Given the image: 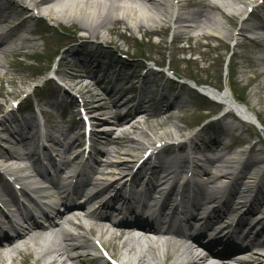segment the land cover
Instances as JSON below:
<instances>
[{"label":"bare ground","instance_id":"6f19581e","mask_svg":"<svg viewBox=\"0 0 264 264\" xmlns=\"http://www.w3.org/2000/svg\"><path fill=\"white\" fill-rule=\"evenodd\" d=\"M222 1L227 9L234 11L232 15L228 16L225 12L223 14L221 8H219L211 0H191L185 4L182 1L174 0V3H177V6L174 5V3L169 4L165 0H20L17 3H13V5L17 7L20 12H17L15 9L12 10L11 8L8 9V12L13 13L18 20H21L23 13L28 9L26 4L30 2L33 6L46 10L53 22L60 26L70 28L71 32L69 34V39L73 41L80 40L81 36L78 37L79 32L84 33L83 36H86L85 34H92L94 36L98 35L100 30H106L109 34H113L116 30H119L121 26L131 31L145 28L152 32L164 30L168 26L166 27V25L164 26L160 23L157 18L158 13L163 18L168 20V23L173 24L178 31L182 27L189 30H196L201 33V38L206 39L209 42L219 41L221 46H226L227 40H232L233 34H228L227 37H224L211 33V31L214 30L218 33L224 32L225 29V24L219 19V17L215 16L214 13H220L225 17L231 27H236L239 17L241 16V10L239 7L243 4V0ZM124 2L125 4L122 6L121 4ZM196 6L200 7V9L187 14L182 13V10H180L191 9ZM112 10H115V15L111 14ZM8 23L9 21H5L0 24V26ZM247 23V21H243L242 28L240 30L241 34L252 31L264 32V22L259 26ZM23 24L24 21H22L21 25ZM20 34L21 33H18L15 30L6 34L0 29V70L5 68V59L22 54L24 44L27 45L26 47H34L32 46L33 43H31L32 40L30 41L29 37H23L20 36ZM17 37L20 38L19 41H21V43L23 42V44L17 43ZM177 37L181 38V33H179ZM253 43L259 46L257 48L264 51V36L259 37L258 43ZM83 47L85 46L70 49L67 54L73 57L78 56L80 54V49ZM86 56L87 59L94 61L93 54H87ZM248 60L250 62L248 67L241 66L237 63L233 64V77L229 82L228 89L231 93V98H233L235 95L232 92V82L233 85L242 92L244 91V86L246 88L250 87L251 84L256 83L258 92L255 96L258 99V104L256 103L255 106H257L258 109L256 110L254 106L250 104V98H247L245 95V99H247L245 106L250 113L252 112V115L248 114L246 111L245 114L248 115L249 119H258L259 122H262L260 115L263 114L264 108H261L260 105L263 104L264 101V82L261 84L260 81L264 78V55H260L255 61H252L250 58H248ZM64 61L65 60H63V62ZM247 73L252 75L247 80L238 76H242ZM4 77L5 76L3 74H0L1 81L4 80ZM104 94L106 95V93ZM4 96V90L1 88L0 98ZM248 97H250V95H248ZM102 101L103 103L101 104V108L104 110L109 109L105 99ZM164 102H166L165 99L160 101L161 104H164ZM148 104L151 105L153 103L148 102ZM153 105L155 106V111L151 115L152 117L142 113L145 110L142 111L137 109L127 113L125 116H117L114 118L116 120L113 124L114 128H109V130L112 134L120 131V136L123 137V139H128L127 131L126 129L124 130V128L131 125L130 133L140 132L139 135L143 137L146 135V132L139 128L138 125L140 124L137 122V119L142 116L137 114L144 116V124L148 125V127H150V123L153 118H162L165 116L167 121L177 120V117L173 113L174 110L178 109V106L175 103H168V107H165V111L163 110L164 108L159 109L158 106L155 104ZM241 112L244 114V110ZM134 113L135 115L132 116ZM100 122L108 123V120ZM109 122L112 121L109 120ZM158 126H163V123ZM174 128L175 134L176 132L177 134L181 132V128L179 126ZM29 129L33 132L32 128ZM235 130L239 132L245 131L244 126L241 124H237V126H235ZM59 136L62 138L63 133ZM143 140L146 141L145 136ZM22 142L23 139L19 138L12 144L17 146V149H21ZM33 142H35V139L31 137V139H29V143ZM76 143L77 141H71V143L68 144L69 147L62 152V168L59 166L57 169L60 173L70 169L72 165L79 160V156H77L73 161L66 159V155H68L70 151L77 146ZM112 144V141L108 140V145ZM136 144L137 146L145 147V143H141L140 141L136 142ZM185 148H187L186 145H181L178 149L180 156L173 157L168 162H165L162 165L163 174L153 175V180L151 181L149 179L146 184L148 186L157 185V188L169 184L170 186H176L181 178L180 169L186 163L187 159L184 156L186 152ZM194 149H196V147ZM231 149V147H223L222 143H218V140L217 143H214L212 146L205 144V150L208 151V153H219L217 163H221V165L219 167L212 166L211 169L204 170L201 173H195L194 180L197 183L199 182L196 178L204 180L201 184L202 192L200 196L193 200V207L195 208L197 214L202 212L203 208H205L209 202L216 203L219 200L220 196L217 194L215 184L222 181H229L227 184L223 185L222 191L226 190L228 186L232 184L238 192L236 195H239V193H248L255 186L256 182L258 183V181L264 177L261 174L252 173V168L264 165V157L258 156L259 153H264V150H257L254 145L251 148V153L254 152V156L249 155L245 162H243L242 159L236 160L230 158L231 160H229L226 158L228 156L227 153H229ZM197 150L199 151L200 148ZM201 152L205 153V151ZM167 153L173 156L176 153V148L168 147ZM104 154L109 155L107 152ZM33 155L34 154L30 155L31 158L34 157ZM129 158H131V155H129L127 159L118 157V164L116 162L115 164L114 162L101 161L97 164V169H94V172L97 174L100 168L108 166L115 167L118 171L128 170ZM21 159L22 156L19 154H12L8 151L3 153V151H0V160L3 162H20L22 161ZM235 167H237V170L239 171L238 174L232 171ZM118 171H115L114 174H107L106 176L116 177V172ZM20 172H23L22 169L16 170L17 175H20ZM101 175L105 176L104 174ZM21 176H18L17 179L21 180V182H26L27 179L25 178L24 180V177ZM139 176L140 175L136 176L132 181H127L126 184L128 185L125 187L129 191V194L142 197V191L137 192V190L144 185L143 183L146 180V176ZM32 178L33 177H29L28 180H31ZM114 180L116 179H113L110 182H107V184L101 185L96 189H99L101 193L108 194L117 183ZM88 181L89 180H87V182ZM0 194L3 195L2 193ZM118 195H120V191L116 189L112 202L119 198ZM235 197L232 196L231 199H235ZM255 201L259 202L260 206L258 208H263L264 193L258 196ZM240 205L241 204H238V206ZM105 207L110 206L104 205L103 208L106 209ZM108 211L109 210H107V212ZM80 212L81 214L86 215L81 217L73 211H67L65 214H61L59 216V222H53V225L47 228L48 230H44L43 227L36 225L34 229L24 234L16 233V238L3 234L0 239L6 240V242H0V264H17V257L22 254H25L28 257L26 264H45L46 256H50L51 254L54 258V262L52 264H92L89 260L90 255L73 254L76 251L81 252L89 251L90 248L93 249V245L88 241V235L96 236L103 244H105L107 239L121 242V252L124 251L123 254L121 253L123 259L130 261L133 264H168L169 261L172 260L171 256L173 258L174 254L179 252L182 253L181 256L189 260L188 264H229L230 261L235 264H264V253L261 252L264 250V241L258 242L259 238H262L261 236L264 234V219L258 223L261 227L263 226L262 229H258L255 236H253V233L244 235L241 239V243L239 242V245L235 243L236 241H230L232 238L229 235L232 227L227 226L218 234L220 235L223 233L224 237L222 239L208 241L206 244L209 246L206 248L204 247V250H200V248L193 247L185 241L189 239L188 232L194 231L193 228L182 231L174 230L169 227L163 230L155 227L154 225L145 224L141 221L137 224L129 225L130 227H133L129 229L133 230H124V232L118 234L116 230L126 226L124 223L127 222L122 223L121 221H113L110 216H104L96 211L88 213L86 209H83ZM215 212L216 216H214L212 221H205L199 228H197V230H201L199 231V238L196 241L197 244H200L198 241L200 238H206V232L210 230L214 231L216 228L220 227L222 223H229L228 220H230V216L233 213L231 208H227L225 211L221 210ZM71 229L76 230L78 234H74ZM135 230L141 232L135 233ZM56 236H60V244L53 240V237ZM49 238H52V240L49 241L47 245ZM233 252H237V254L235 255ZM132 259H134V261H132Z\"/></svg>","mask_w":264,"mask_h":264},{"label":"rangeland","instance_id":"374dc122","mask_svg":"<svg viewBox=\"0 0 264 264\" xmlns=\"http://www.w3.org/2000/svg\"><path fill=\"white\" fill-rule=\"evenodd\" d=\"M125 2L122 3L121 5L124 6ZM252 5V6H257V10H256V15L258 12V16H254L252 17L250 20L252 23H256L259 24L260 20L259 17L262 18V20H264V0H246L245 4L243 6H241V8L243 10H246V7ZM117 6V5H116ZM193 11H197L199 10L198 8H193ZM191 10V11H192ZM115 10H112V15H115ZM184 13H189L187 10L184 11ZM215 16L219 17V19L225 24V29L224 32H217L216 30L211 31V33H213L214 35H219V36H228V32H230V30H234L232 29V27L229 25L228 21L225 19L224 16H222L220 13L215 12L214 13ZM163 23V22H162ZM164 24V23H163ZM240 29V22L238 27H236V30L234 31L235 34H237V31ZM116 30V29H115ZM127 31V30H126ZM124 27L121 26L119 28V30H116V34L113 33L114 37H121L122 33H124ZM141 33H147L148 37H146L145 39H140V36H138L139 34H136V36H134L135 41L128 39L125 40L124 42H117V40H115L113 42H115L118 47L120 46L122 48V50L126 51L125 48L127 47H137V49H141L144 48V52H147V55L159 60H163L164 63L163 65L165 67H167L170 63V61L172 60V67H174V65L176 67H179L178 70L176 69L177 72L181 73V74H185L183 76H190L192 77L194 80L202 82V83H207L210 84L212 86H217V85H221L222 88H224L225 90H227L226 85L228 83V79L226 77V58H229L230 55L233 54V48H232V42L228 41V45L227 46H222L220 48H217L220 46V43L218 41H212V42H207L205 40H197V41H193L190 46L191 48L194 50V52H196V54H194L195 56L193 60V62H191L189 60V56H190V52H186L184 54H182L181 52L178 51V47H182L183 45H179L176 44L175 42L172 43L171 39L173 37V32L169 33V32H163L162 34L160 33L159 36L156 39H151L148 32H150L149 30H142L140 31ZM50 34H52V32H48ZM100 33L104 36H106L107 31L106 30H101ZM127 37H133V35H129V32H125ZM222 33V34H221ZM107 37V36H106ZM139 37V38H137ZM251 37V34L248 33L246 34V37H238L237 42L238 43H247V38L249 40V38ZM143 40V46L140 47L141 43L140 41ZM150 42V44H149ZM114 43V44H115ZM123 43V44H122ZM59 44V43H58ZM57 43H54L50 49H46L45 50V54L46 56L44 57H40L39 59V63L34 64L35 66L38 65V67L40 68H45L47 61L49 59V57L51 56V54H54V48L58 46ZM122 44V45H120ZM130 45V46H128ZM68 46V45H67ZM73 45H70L68 47H64L67 50L69 49V47H72ZM61 47V46H60ZM60 47L58 48V50L60 49ZM119 47V48H120ZM253 46H241L240 48H238L237 55L239 53V57L234 58L233 63H237L241 66L244 67H248L250 65V62L248 60V58H251L252 60H254L256 58V52L253 49ZM62 49V48H61ZM177 49V50H176ZM40 53H42V48L39 49ZM25 52H28V50H25ZM131 54V53H130ZM229 54V55H228ZM63 55V54H62ZM132 55V54H131ZM135 56V55H134ZM137 56V55H136ZM249 56V57H248ZM13 59H8V61L6 62L7 64L12 62ZM17 60V59H16ZM22 60L21 58H18V64H15V67H8L6 65L4 70H0V73L5 74V78H6V83L4 82L3 84L0 83V88L4 89L5 92V98L2 99L0 98V103H4V101H6V99H9V94H13V96H11L12 98H16V97H20V100H22L25 96H23V94H30L33 90H32V78L30 77V75L34 72H31V69L26 68L25 66H22L24 64V62H22L23 64H21L20 61ZM189 60V61H188ZM26 64V63H25ZM24 64V65H25ZM28 65V64H27ZM10 66V65H9ZM69 67V66H68ZM71 69L68 68V72H70ZM73 75H76L75 72H72ZM240 78L242 77L243 79L247 80L249 79V77H251V74H245V75H238ZM34 78V77H33ZM101 81V85L99 88H104V89H113V87L115 88L116 92L117 89L119 87H122L120 85H118V83H115V79H109L106 80L107 83H105V80L102 81L101 79H96L94 81H91V90L92 92L88 94V96L86 97V100L89 101V106L90 109L92 110V112H98L100 113V115H105V113H108L107 111H104L103 109L100 108L102 102V98L103 97H98V94H101L100 91L98 90L97 87V82ZM128 82V80L126 81ZM122 83L123 85L126 83ZM264 82V78L261 79L260 83L262 84ZM245 83V81H244ZM114 85V86H113ZM133 85V83H131V86ZM99 86V85H98ZM128 87H126L125 89H127ZM48 89V88H47ZM254 90V91H253ZM258 92V89L256 87V83L251 84L250 87H246L244 86V91L242 92L243 94L242 97L245 98V95L247 98H250V102L252 104H258V99L255 96V94ZM253 93V94H251ZM39 95H43L46 100H40V99H36V98H31L30 97V102H34V108L37 107L36 103H40V105L44 108V111L48 112L50 114V122L46 123L45 125V129L53 132L55 128H57L58 130H62V131H67L68 133H70L71 131H69L68 129L71 127H75L77 124L75 123V121L71 120V121H67L65 120V117L63 116L64 114H62V112L58 109H54V105H53V101H50L52 94L51 93H44V92H36V96ZM248 95H250V97H248ZM10 97V98H11ZM50 98V99H49ZM121 98V97H120ZM119 97H116L115 94H112L110 97H107V103L111 104L110 102H113V104H118L121 105V102L119 103ZM156 99V98H155ZM192 101L196 102L194 99H191ZM205 104V103H204ZM207 105V104H206ZM262 105V106H261ZM260 107L264 108V101L263 104H261ZM201 104H197L196 105H188L187 107L184 106L183 110H176L174 112V115L177 117V120H172V121H167L165 117L160 118V119H153L152 122L150 123V127H148V125H145L143 122L139 123L140 125L139 128L143 129L146 132V135H144L146 137V140L151 139L152 137H156L159 140H163V139H169V138H173L176 136L175 132H174V127L179 126L181 128V132L178 133V135L180 136H185L188 131L192 130L194 127L200 125V123L202 121H205L206 118H208L209 116L206 115L204 113V110L206 109H211V108H200ZM68 109V107H67ZM198 109V110H197ZM199 109L201 112H199ZM100 111V112H99ZM203 111L204 114H201ZM113 112V111H110ZM264 113V112H263ZM217 115V113L215 114V116ZM35 118L38 117V115L35 113ZM24 118H29V117H24ZM32 118V117H30ZM217 118H212L207 124H203L202 127L199 128V130L197 131L196 134H200L201 137H203V139L206 140L207 143H210L211 141L215 140V139H219L220 143H224L226 145H229L232 141H230L228 138V134L225 130V122L222 121V123H215V120ZM48 121V120H47ZM163 126H158L159 124H162ZM227 123V121H226ZM34 125H36L35 123H33ZM56 126V127H55ZM127 134H128V139H118L116 137H112V140L117 143V146H114L113 150L111 152H116L111 154L112 157H120L122 159H127L129 155L131 156H135L137 149H140V147L138 148L137 145L131 144L130 140L135 139H141L144 138L141 137L139 135L140 132H136V133H130L131 129L127 128L126 129ZM195 134V135H196ZM120 135V133H119ZM253 135V136H252ZM252 136V137H251ZM264 137V130L259 131V133H251L250 131L248 133H245L243 135L245 141H246V147L244 146V148H239L235 151H233V153L230 155L231 158H235V159H244V157H246V154L248 152V148L251 147L253 144L257 145L258 149H261V147L259 146V138L258 137ZM153 139V138H152ZM203 139H198L195 140V143H197L198 145L201 144V141H203ZM205 141H203L204 143ZM233 143V142H232ZM2 146V148H6L8 149L10 147V145L8 144H1L0 147ZM241 150L244 151V153H241ZM259 156H264V153L259 155ZM112 157H108V160L113 159ZM132 160V159H131ZM258 170V169H257ZM107 241V240H106ZM107 244L110 246L111 250L114 251V253L120 255L121 251V243L116 242V241H107ZM18 263H22V260H18Z\"/></svg>","mask_w":264,"mask_h":264}]
</instances>
